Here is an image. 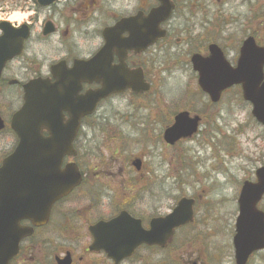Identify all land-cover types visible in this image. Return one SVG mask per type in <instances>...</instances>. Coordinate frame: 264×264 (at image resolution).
I'll return each mask as SVG.
<instances>
[{"label": "flooded vegetation", "instance_id": "1", "mask_svg": "<svg viewBox=\"0 0 264 264\" xmlns=\"http://www.w3.org/2000/svg\"><path fill=\"white\" fill-rule=\"evenodd\" d=\"M170 1V18L152 30L147 19L160 6L158 0H54L46 6L38 0H17L27 17L21 23L0 19V64H5L0 72V148L8 145L13 151L18 146L12 120L24 105L26 86L34 81L63 80L65 131L71 129L73 114L81 116L74 156H66L63 165L65 171H79L81 184L53 205L48 223L21 243L11 264H59L64 259L65 264H115L104 248H94L91 228L98 223L126 212L149 231L154 220L170 215L183 199L193 201L196 219L201 196L180 192L183 166L169 156L182 146L193 144L195 157L206 155L213 175L223 174L219 167L236 157L258 162L252 177L239 183L238 196L246 181H255L264 166V148L258 141L233 143L231 148L223 100L232 89L214 102L194 66L210 64L213 47L222 56L212 64L238 63L243 40L236 49L228 28L234 19L224 16L227 0ZM5 21L12 26H2ZM147 33L155 37L145 47ZM231 50L237 52L236 59ZM176 74L189 75L180 92L170 91ZM103 91L110 93L98 100ZM182 114L188 122L197 120V131L169 144L166 133ZM43 134L48 136L46 130ZM9 154L0 153V166ZM153 180L159 188L147 186ZM83 191L93 196V204L84 210ZM109 206L107 219L88 218L92 210ZM195 219L174 229L164 246L142 245L120 264H205L202 258L210 248L206 239L199 241ZM22 226L31 224L24 221ZM263 254L255 253L247 264Z\"/></svg>", "mask_w": 264, "mask_h": 264}, {"label": "water", "instance_id": "2", "mask_svg": "<svg viewBox=\"0 0 264 264\" xmlns=\"http://www.w3.org/2000/svg\"><path fill=\"white\" fill-rule=\"evenodd\" d=\"M162 1L163 6L152 12L150 19L155 25L150 30L157 29L171 13L168 1ZM145 37H149L146 47L153 43L155 36L147 33ZM212 53L210 64H194L200 73L202 88L217 102L226 89L241 86L245 101L253 106L252 115L264 128V47L258 46L253 37L246 39L236 68L227 62L212 64L222 56L216 49ZM3 65L0 64V71ZM109 93L102 92L101 97ZM63 112L62 79L53 85L35 81L26 87L25 104L12 122L20 144L0 168V264H9L18 254L21 241L33 234L32 228L22 227L20 223L29 220L36 227L46 224L54 202L79 184L78 175L61 170L63 159L72 152L75 136V131H65ZM72 117L74 121L70 122L69 128L77 129L80 115L73 114ZM2 126L0 121V128ZM44 129L49 132V137L43 136ZM196 131L197 120L188 122L180 115L167 131L166 141L174 144ZM256 176V183L244 184L238 199L239 215L233 238L236 264H247L253 253L264 250V212L258 209L264 197V167ZM192 221L193 201L186 199L165 219L154 220L150 231H145L138 221L123 213L91 229L95 237L94 248H104L119 264L143 244L163 246L174 228ZM104 243L106 245L101 246Z\"/></svg>", "mask_w": 264, "mask_h": 264}, {"label": "rangeland", "instance_id": "3", "mask_svg": "<svg viewBox=\"0 0 264 264\" xmlns=\"http://www.w3.org/2000/svg\"><path fill=\"white\" fill-rule=\"evenodd\" d=\"M17 0H0V19L11 18V16L21 15L27 17V11H21L16 6ZM135 0H124L128 3ZM253 5H264V0H252ZM225 6L224 16L229 19H234L233 25H229L230 38L237 42L236 49L241 40H244L252 30L256 31V25L250 23V17L253 16L252 7L243 3V0H227ZM252 5V6H253ZM216 6H214L215 8ZM216 13V10L213 11ZM216 23V21L212 22ZM232 23V22H230ZM264 32H260L259 39L264 42ZM237 52L231 50V56L236 59ZM189 75L176 74L174 79L169 82V86L173 89L172 92H180L184 83L188 82ZM182 91V90H181ZM223 108L226 109L224 117L227 120L228 128L225 133L228 134L229 145L246 144L248 141H258L259 146L264 148V133L261 127L256 125L251 116V107L244 102L240 90L232 89L229 91L223 100ZM219 110V108H218ZM242 127L241 129H239ZM238 128V129H237ZM237 130V131H236ZM240 133L237 136L234 135ZM246 148V147H245ZM161 147H158L160 151ZM10 147L5 145L0 148V153L6 155L10 151ZM232 150V149H231ZM167 153L168 150H164ZM186 152V155L184 154ZM193 144H188L186 147L169 152V156L175 157V163L181 161L182 167V181L183 184L179 188L180 192L189 196H201L196 207L197 214L194 223V229L198 236L201 237L199 241L207 240L209 245V254L205 252L202 261L205 264H213L209 259L211 257L214 263L231 264L233 260L232 237L235 233V222L238 215L237 199H238V185L243 179L252 177L254 168L259 164L252 163L250 160H230L231 164L219 167V172L223 174L213 175L210 169L211 164L205 158L206 155H199L197 157L193 154ZM179 153V154H178ZM183 157L181 160L180 158ZM168 161V159H167ZM184 161L187 165H184ZM255 168V169H256ZM158 180L148 182L149 188H159ZM143 186V184H142ZM138 188V187H137ZM82 199L86 202L81 204V209L84 210L89 205H92L93 196L87 191H83ZM260 208L264 210V201ZM111 207L92 210L88 218L92 221L99 219H107L111 216ZM198 241V242H199ZM200 246V244H198ZM203 252V251H201ZM200 252V253H201ZM249 264H264V254L262 256L253 257Z\"/></svg>", "mask_w": 264, "mask_h": 264}, {"label": "trees", "instance_id": "4", "mask_svg": "<svg viewBox=\"0 0 264 264\" xmlns=\"http://www.w3.org/2000/svg\"><path fill=\"white\" fill-rule=\"evenodd\" d=\"M259 12V15H257L258 18L254 17V21H258V25L261 27L262 32H264V5L260 6Z\"/></svg>", "mask_w": 264, "mask_h": 264}, {"label": "bare ground", "instance_id": "5", "mask_svg": "<svg viewBox=\"0 0 264 264\" xmlns=\"http://www.w3.org/2000/svg\"><path fill=\"white\" fill-rule=\"evenodd\" d=\"M12 21H18L20 20V17L18 15H15V16H11L10 18Z\"/></svg>", "mask_w": 264, "mask_h": 264}]
</instances>
